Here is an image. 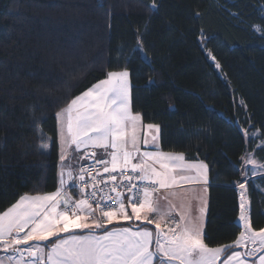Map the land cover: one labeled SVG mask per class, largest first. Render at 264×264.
Wrapping results in <instances>:
<instances>
[{
	"label": "trees",
	"instance_id": "1",
	"mask_svg": "<svg viewBox=\"0 0 264 264\" xmlns=\"http://www.w3.org/2000/svg\"><path fill=\"white\" fill-rule=\"evenodd\" d=\"M151 3L0 0V211L55 189L57 146L42 154L39 133L55 141V112L127 58L134 111L162 126V149L209 166L207 242L237 238L240 157L247 150L264 162L261 141L242 132L264 134V36L253 29L264 24V0H156L155 13ZM138 33L147 59L132 52ZM263 190L264 175L249 180L256 229Z\"/></svg>",
	"mask_w": 264,
	"mask_h": 264
},
{
	"label": "snow or ice",
	"instance_id": "2",
	"mask_svg": "<svg viewBox=\"0 0 264 264\" xmlns=\"http://www.w3.org/2000/svg\"><path fill=\"white\" fill-rule=\"evenodd\" d=\"M149 10H158L156 0ZM253 29L264 36V24ZM208 39L201 29L200 44ZM132 52L147 59L139 33ZM208 56L221 69L211 52ZM129 63L125 58L122 66L106 70L104 78L55 112V141L39 133L42 154L57 146V184L50 192L21 195L0 211V264H264V227H253L248 196L249 180L257 170L264 174V162L247 150L241 155V180L235 182L238 236L210 246L204 195L209 166L162 149V126L145 123L134 111ZM239 104L247 109L244 99ZM242 132L246 140L259 139L264 150V134L257 136L251 127ZM73 151L96 166L74 170ZM89 172L96 174L86 176ZM193 199L199 201L195 215Z\"/></svg>",
	"mask_w": 264,
	"mask_h": 264
},
{
	"label": "crops",
	"instance_id": "3",
	"mask_svg": "<svg viewBox=\"0 0 264 264\" xmlns=\"http://www.w3.org/2000/svg\"><path fill=\"white\" fill-rule=\"evenodd\" d=\"M102 151L103 150H100V149L96 150L98 155L102 154ZM79 157H80V153H76V152L73 151V153H72V165H73L74 170H77V171H78L79 166L80 165H85L86 160H87V159L86 160H80ZM185 158H186V160H188L186 155H185ZM262 175H264V174H261V172H257V175L255 177H252V178H256V177L262 176ZM209 181H210V179H209ZM208 187H209V185H208ZM185 188H196L197 190H199L200 186L186 185ZM237 189H238V192H239V188L238 187H237ZM177 191H183V190H177ZM197 194H199V192ZM73 195L77 196L78 193L76 191H73ZM204 195H206L207 199H208V194L206 193ZM177 202H179V201H177ZM161 203L163 204L165 202L161 201ZM191 209H192V212H193L194 215L198 213V209H199V201L198 200L193 199L191 201ZM129 211H130V209H129ZM206 220H207V216H206ZM149 227H152V226H149ZM238 250H240V249H238Z\"/></svg>",
	"mask_w": 264,
	"mask_h": 264
},
{
	"label": "built area",
	"instance_id": "4",
	"mask_svg": "<svg viewBox=\"0 0 264 264\" xmlns=\"http://www.w3.org/2000/svg\"><path fill=\"white\" fill-rule=\"evenodd\" d=\"M84 166L92 168V167H95L96 165L94 164V161H92L91 158H89L86 160V163ZM95 174H96L95 172H89L86 174V176H93ZM112 206L115 207V204H113Z\"/></svg>",
	"mask_w": 264,
	"mask_h": 264
},
{
	"label": "rangeland",
	"instance_id": "5",
	"mask_svg": "<svg viewBox=\"0 0 264 264\" xmlns=\"http://www.w3.org/2000/svg\"><path fill=\"white\" fill-rule=\"evenodd\" d=\"M258 171H260V170H257V172H258ZM239 191H240V190H239ZM263 191H264V190H263ZM207 194H208V192H207Z\"/></svg>",
	"mask_w": 264,
	"mask_h": 264
}]
</instances>
